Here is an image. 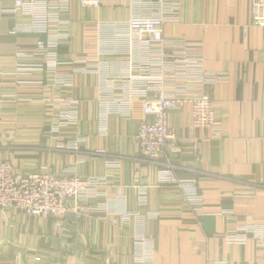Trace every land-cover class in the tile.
I'll return each mask as SVG.
<instances>
[{
  "label": "crops",
  "instance_id": "crops-1",
  "mask_svg": "<svg viewBox=\"0 0 264 264\" xmlns=\"http://www.w3.org/2000/svg\"><path fill=\"white\" fill-rule=\"evenodd\" d=\"M176 1L177 17L157 36L202 44L206 70L221 78L210 89L221 136L191 131L187 105L169 117L181 141L173 159L152 162L136 139L142 103L119 77L138 58L129 21L159 11L146 0L99 9L71 0L68 44L51 58L35 55L48 37L31 30V17L0 0V163L100 180L78 221L0 214V264H264V28L251 23V0ZM169 163L193 185L161 183Z\"/></svg>",
  "mask_w": 264,
  "mask_h": 264
},
{
  "label": "built area",
  "instance_id": "built-area-1",
  "mask_svg": "<svg viewBox=\"0 0 264 264\" xmlns=\"http://www.w3.org/2000/svg\"><path fill=\"white\" fill-rule=\"evenodd\" d=\"M70 1L14 0L10 13L30 16L31 30L48 37L38 41L36 56L54 58L51 51L61 44H68ZM77 1L85 9H99L103 3V0ZM146 1L150 8L159 12L136 14L129 21V40L138 58L131 64L133 73L119 78L129 81L130 97L139 98L142 103V120L136 133L141 156L152 162L162 158L171 161L181 144L169 125L171 112L191 105L190 130H210L215 136H221V123L217 120L215 101L210 94V89L221 78L206 70L201 43L169 41L157 36L167 22L177 17L180 3L176 0ZM251 23L264 28V0H251ZM18 32V27L10 30L14 35ZM37 68L24 65L19 69L31 71ZM66 79L70 80L69 77ZM134 84H138L137 87ZM191 147L199 154V141H194ZM159 180L177 189L193 185L180 178L171 163L160 169ZM98 184L99 179L79 175L20 174L10 161L5 160L0 163V214L5 217L10 210H17L29 217L56 218L72 223V218L78 221L85 215L80 200L89 197ZM194 201L201 203V198ZM247 233H253V230L246 229ZM246 234H226V239L231 244H245Z\"/></svg>",
  "mask_w": 264,
  "mask_h": 264
}]
</instances>
